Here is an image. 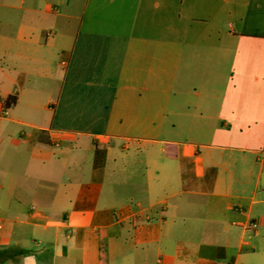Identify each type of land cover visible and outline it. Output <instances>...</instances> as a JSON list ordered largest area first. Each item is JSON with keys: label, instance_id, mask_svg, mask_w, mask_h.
Wrapping results in <instances>:
<instances>
[{"label": "crops", "instance_id": "obj_1", "mask_svg": "<svg viewBox=\"0 0 264 264\" xmlns=\"http://www.w3.org/2000/svg\"><path fill=\"white\" fill-rule=\"evenodd\" d=\"M3 109L0 264H264V0H0Z\"/></svg>", "mask_w": 264, "mask_h": 264}, {"label": "built area", "instance_id": "obj_2", "mask_svg": "<svg viewBox=\"0 0 264 264\" xmlns=\"http://www.w3.org/2000/svg\"><path fill=\"white\" fill-rule=\"evenodd\" d=\"M7 115V110L6 109H3L1 112H0V116L1 117H4V116H6ZM35 208H32V211H35L34 210ZM251 227L252 228H255L256 227V224L253 222V223H251ZM2 228H3V224H2V222L0 221V231L2 230Z\"/></svg>", "mask_w": 264, "mask_h": 264}, {"label": "trees", "instance_id": "obj_3", "mask_svg": "<svg viewBox=\"0 0 264 264\" xmlns=\"http://www.w3.org/2000/svg\"><path fill=\"white\" fill-rule=\"evenodd\" d=\"M15 100H16V98H15L14 95L9 96V97L7 98V100H6V105H7L8 107L11 106V105H13V104L15 103Z\"/></svg>", "mask_w": 264, "mask_h": 264}, {"label": "rangeland", "instance_id": "obj_4", "mask_svg": "<svg viewBox=\"0 0 264 264\" xmlns=\"http://www.w3.org/2000/svg\"><path fill=\"white\" fill-rule=\"evenodd\" d=\"M168 128L164 127L163 130H167Z\"/></svg>", "mask_w": 264, "mask_h": 264}]
</instances>
